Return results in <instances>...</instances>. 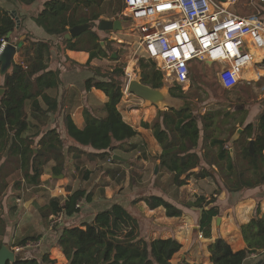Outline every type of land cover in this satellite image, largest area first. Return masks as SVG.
I'll return each mask as SVG.
<instances>
[{"label":"trees","instance_id":"16d2710c","mask_svg":"<svg viewBox=\"0 0 264 264\" xmlns=\"http://www.w3.org/2000/svg\"><path fill=\"white\" fill-rule=\"evenodd\" d=\"M19 1L31 3L34 0ZM121 1L47 0L43 10L34 20L48 34L56 35L58 42L35 39L31 33H27L23 39H13L20 33L16 28V21L9 13L0 9V46L2 40L21 44L20 52L23 57L21 62L13 61L12 68L5 75L0 73V88L5 89V93L0 95V197L10 187L20 190L24 184L40 185L41 176L50 161L55 162L52 174H65V150L68 146L65 143L68 139L76 144L68 146L73 163L84 153L80 146L92 149L89 153L91 158L108 160L112 157V163L118 165L123 164V161L113 158L114 150L129 152L145 149L139 142H131L132 139L140 137L142 131L125 121L119 109L124 95V82L121 78L123 68L117 65L112 70L103 71L102 65L91 66L94 58H109L112 54L110 43H106V39L94 31L93 27L99 26L104 15L110 19L121 18L126 22L127 18L122 15ZM84 23H90L92 28L76 38H66L65 34L71 27ZM102 41H105V47ZM58 46L65 50L89 51L90 58L83 66L92 69L95 75L87 80V86L89 89H100L108 96V101L100 108L102 114L84 111V128H79L69 114L64 116L67 139L63 137L60 125L48 127L50 118L61 109L58 97L49 91L58 89L61 83L60 69L53 70L49 67L52 52ZM141 60L143 81L160 87L164 83L161 72L155 65L150 66L144 59ZM98 73L102 76L98 77ZM180 91L181 97H186L187 93L181 89ZM172 94L178 97L173 92ZM197 119L198 116L188 109H169L164 115L158 113L152 123H143L145 128L152 129L153 135L162 146V152L155 155V159L160 161L159 167L176 169L178 161L184 164L187 162L188 156L192 154L190 150L193 144L190 137ZM259 119L263 121V126L256 130L258 148L264 149V112ZM31 127L36 129L35 134H29ZM250 127L251 125H248L246 129L249 130ZM228 142L229 139L218 138L211 141L212 145L219 146L217 156L220 159L228 156L229 168H237L235 160H232L230 153H226L224 149ZM257 159L256 152L253 155V164H257ZM263 170L255 173V177L251 179H246V173L238 170V185L229 190L255 188L264 183ZM109 171L113 176L121 174L118 169ZM16 172H19L20 177L14 178L10 186L8 177ZM90 173L91 171L86 169L82 178L88 180ZM184 183L178 182L179 185ZM91 194L89 192L86 196L83 190L78 189L66 199L52 197L39 208L41 216L47 220L52 214L65 213L64 226L59 229L61 234L56 242L63 249L69 264H173L172 260L181 250L182 243L174 237L146 239L142 235L138 218L119 202H113L97 211L91 221L66 222L69 217L80 212V207L77 206L79 201L83 198L90 199ZM216 200L199 196L195 201L184 203V206L202 209L200 230L205 237H211L213 220L219 213L215 205ZM138 202H145L150 209L163 207L170 217L183 214L181 206L161 194L149 193L133 199V204ZM7 230V221L0 214V248L5 243ZM241 230L248 247L234 250L225 238L218 237L209 246L213 264H243L248 254L264 249V212L260 206L256 208L250 222L241 226ZM41 238L42 233L37 230L23 236L16 243L20 248L19 256L12 264H55L56 260L51 259L49 254L35 252L39 251V247L31 242L38 243ZM58 264H62V261ZM180 264L194 263L182 259Z\"/></svg>","mask_w":264,"mask_h":264},{"label":"crops","instance_id":"0c3cea01","mask_svg":"<svg viewBox=\"0 0 264 264\" xmlns=\"http://www.w3.org/2000/svg\"><path fill=\"white\" fill-rule=\"evenodd\" d=\"M46 1L47 0H34L31 3H24L19 0H0V9L9 14L11 13V11H17L21 19L20 28H17L16 23V28L18 29V31H20V33L18 34L17 31V34L13 39H23L27 33H31L35 39H50L58 42V37L56 35L48 34L44 30V28L34 20V17H36L39 12L43 10L44 3ZM240 2V13H238L237 10L232 7V10L234 12L241 15H252L261 12L262 15H264V0H249L246 6H242V0L238 1V3ZM258 5H261V8ZM244 8H249L251 13L245 12ZM126 23H128V18ZM52 54L53 55L49 62V67L53 70L60 69L61 76L60 86L58 89H54L56 93L53 95L58 97L61 104V109L59 113H57L60 114L59 119L61 127L59 128L62 130L61 132L63 133V137L67 139L66 129L63 123L64 116L66 114H69L79 128H84L86 122L83 112L88 111L92 114H102L100 108L105 102L108 101V96L104 91L100 89H97L95 87H91L89 89L87 86V80L91 77H94L95 75L92 69L87 66H83L86 62H88L90 58L89 51L70 49L65 50L64 48L58 46L54 49ZM251 56L252 62L244 67L240 76V82L231 89H225L220 84L218 75L223 69L224 64H222L221 62H215L219 65V69L216 73L217 83L220 85V88L225 89V91L227 92H232V94L235 95V98L234 100L232 99V106H229L225 111V114L221 115V117L219 116L218 119H213V117L212 119L198 118L197 121L194 122L195 127L193 128V130H197V134L194 138H196V141L198 140L202 143L199 144V142L197 141L194 144L192 142L193 147L192 150H190L192 154L188 156L187 162L183 165V167L186 168L185 170L187 173H205L206 171H211L214 175L213 177L211 176V184H213L215 189L218 188L217 193H215L214 195L217 199L215 205L219 213L214 217L211 237H205L200 230L202 209L198 207H187L183 204H179V206H181L183 210L182 216L170 217L165 214V217H162L161 220L156 221L157 223L148 226L149 234L146 235L144 234V232H142V235L146 239H155L157 237H174L182 243L181 250L174 256L172 260L173 264H180L182 259H185L186 261L194 264H213L210 260L209 246L218 237L225 238L234 250H240L248 247V244L243 237L241 226L246 225L248 222H250V220L254 217L256 208L258 206H260V208L264 212V183L258 185L255 188L247 187L241 188L239 190H229V188H233L238 185V170L242 173H246V179H251L255 177V173L261 172L264 169V149L258 148V137L256 134V130L263 126V121H261L259 117L264 112V68L262 67L264 63V48L258 49L253 47L251 49ZM103 59L107 58H94L91 61V66L103 65ZM22 60L23 57L21 56V52L19 49L15 53L13 61L21 62ZM147 61L154 63L155 68L158 69L155 61ZM194 61L195 60H193L191 63H193ZM197 61L205 62L207 64L208 60ZM210 62L212 64L207 65L212 66L213 64H215L212 61ZM191 85L192 82L188 88H190ZM177 86L180 87L179 85ZM1 89L4 88H0V91ZM180 89L182 90L181 87ZM182 91L185 94L188 93L184 90ZM76 92H78V94H76ZM4 93L5 89L2 93H0V95ZM95 97H97L98 99L97 104L96 102L93 103L95 101ZM139 99L141 100L140 105L142 107V104L144 105L145 100L141 98ZM158 113H160V110H158ZM124 120L131 124L130 121H132V119ZM154 120L155 119H134L135 123H140L139 128H135L138 131H142V135L140 137H136L139 139V141L136 142H140V140H143L144 136L146 135V131L152 133V129L145 128L143 126V123H152ZM131 125L134 127L133 124ZM248 125H251L249 130L246 129ZM238 128H243L244 133L239 137L238 140L232 142L231 138ZM193 136L194 132L191 133V141ZM213 138L223 140L229 139V142L225 144L224 149L226 153H230L232 160H235V162L237 163V168H229L230 160L228 159V156L224 159H220L217 156L219 152V146L212 145L211 141ZM251 140H254L253 153H251L250 151ZM66 144H68V146L76 145L75 142L71 139H68L65 145ZM68 146L66 147L65 151L70 153L68 151ZM80 149L84 150V147H80ZM232 149L233 155L231 154ZM155 152V155L161 153L162 149L161 151L159 149H156ZM256 152L258 153L257 164H253V155ZM122 157L123 159L120 161H123L124 163L127 158H125L124 156ZM192 157L194 158L192 159ZM194 159H197L198 162L190 165V162ZM156 161L157 164L160 163L159 160ZM110 164L113 165L115 163L110 162ZM53 165L54 163H52V166ZM117 169L121 171V169H119L118 167ZM143 171H146V169H143ZM216 172H222L225 175V178L222 179V181H219V178L216 177ZM52 175L55 176L54 174ZM214 177L217 178V182H220L218 185L215 184L213 180ZM189 178L190 177H188V179L186 180V183L181 185L182 190L187 191L186 201H195L199 196L207 197L208 195H205L204 193L207 188L206 186H204V183L207 182L202 179H198V177H193L191 179ZM38 186H41V184ZM42 188H45V185L43 183ZM69 189L71 188L69 187ZM68 192H71V190H69ZM96 198L98 197H95V199ZM207 199L209 198L207 197ZM44 205L45 203L42 199L41 206ZM163 209L165 210V208ZM94 216L95 215H93L91 219L84 218V220L82 219V222L91 221L93 220ZM60 234L61 231H58L56 240L54 241V237L50 235V232L44 229L42 221V238L38 241V247L39 250H41L42 254L47 253L49 254V257L51 259H55V264H58L59 261H62V264H69L63 253V249L59 247L56 242ZM200 234H202V237H200ZM49 236H52V238L50 239ZM175 258L178 261L174 263ZM243 264H264V249L253 251L252 253L248 254L244 259Z\"/></svg>","mask_w":264,"mask_h":264},{"label":"rangeland","instance_id":"374dc122","mask_svg":"<svg viewBox=\"0 0 264 264\" xmlns=\"http://www.w3.org/2000/svg\"><path fill=\"white\" fill-rule=\"evenodd\" d=\"M247 1L248 0H242V6H246L248 3ZM258 6L261 8V5ZM240 7L241 2L233 6L238 13H240ZM244 10L245 12L251 13L249 8H244ZM102 18L108 17L104 15ZM93 28L103 39H106V43H110L112 55L116 53L115 57L110 55L109 58L103 59L102 63L104 64L102 66L104 67H101V69L103 71L112 70L118 65L124 70L123 74H121V78L124 82V95L119 104V109L121 110L123 118L132 119L130 122L136 128H139L140 123H135L134 119H156L159 110L158 106L153 104L144 107L142 104L141 107L140 97L126 91L128 81L131 78H137L140 76V73H142L141 59L143 57L139 49L138 38L136 34L133 33L131 25L126 22L124 24L123 22V29L121 31L101 30L100 25L98 27L94 26ZM144 61L148 62L150 66H154V63L145 59ZM129 67L132 69L130 72L128 70ZM218 69L219 65L217 63L212 66L197 60L191 63L190 78L192 85L190 88L185 86L186 88L184 91L188 92L185 95L186 97H181L182 93L180 88L171 81L164 80V84L170 89L171 93L173 92L178 95V97L190 100L194 103V109L197 111L195 114L198 115V118L212 119L213 117V119H218L219 116L221 117V115L225 114L229 106H232V99L234 100L235 98L232 92L225 91V89L220 88V85L217 83L216 73ZM98 74V77L102 76L101 73ZM49 91L52 94L56 93L54 89ZM76 94H78V92H76ZM97 101L98 99L95 97L93 103L96 102L97 104ZM59 116L60 114L53 115L49 120L48 127L60 125ZM196 131L193 130L194 136L192 142L194 144L198 141L194 138L197 134ZM28 132L29 134H35L36 129L31 127ZM145 133L146 135L143 140L139 142L141 146L145 148L144 150L136 149L129 152L123 151L122 149L114 150V153H118L127 158L121 166H117L118 164L111 165L107 159L101 160L91 158L89 153L92 149L84 147V150L82 149L84 153L81 158L76 159L75 163L71 160L72 154L65 151L67 155L65 174H60L63 176L52 175V163L55 164V162L50 161L45 167V174L41 176V186L35 187L24 184L20 190H13L11 187L7 189L0 197V214L7 221L8 227L5 243L17 252L19 246L16 245V243L21 240L23 236L34 230L42 233V221L44 229L56 238L57 232L64 224L51 227L49 220L41 216L38 208L42 205V199L45 204L48 203L52 197L61 196L62 199H66L78 189L83 190L86 196L91 192V198H83L79 201L80 212L69 217L66 222L71 221L72 223L75 221L77 223H83L82 221L84 218L91 219L97 211L110 206L113 202H119L126 206L130 212L138 218L141 231L146 235L149 234V225H153L157 223L156 221L165 217V210L162 207H159L160 209L156 208L150 210L143 202L133 204V199L145 194L157 193L164 195L177 205H184L187 199V191L182 190V186L178 185V182L184 181L186 183L188 177H190L189 179L198 177V179L206 181L207 183H204V186L207 187L206 191H204L205 195L207 194L209 199H216L214 194L217 193L218 188L215 189L213 184H211V176H214L211 171H206L205 173H187L185 170L186 168L183 167L184 163L178 161L176 169L166 166L162 168L160 166L162 169L158 167L157 172H155L156 166L158 165L154 156L156 153L155 150L159 149L161 151L162 146L151 132L146 131ZM131 141L136 142L139 141V139L134 138ZM198 142L199 144L202 143L201 141ZM193 158L194 157H192V159ZM197 162V159H194L190 162V165ZM117 167L121 169L122 172L121 174L117 173L113 176L109 170L117 169ZM86 169L91 171L88 180L82 178L83 172ZM143 169H146V171H143ZM216 173V177L219 178V181L225 178L222 172ZM16 177H20L19 172L8 177L11 184L10 186H12L13 179ZM216 177H214L213 180L215 184L218 185L220 182H217L218 180ZM42 183L45 185V188H42ZM69 187L71 189H69ZM68 189L71 190V192H68ZM95 197L98 198L95 199ZM52 236H49L50 239ZM31 243L33 245L34 242ZM35 252L41 253V250ZM177 261L178 260L175 258L174 263Z\"/></svg>","mask_w":264,"mask_h":264},{"label":"built area","instance_id":"2783aa9c","mask_svg":"<svg viewBox=\"0 0 264 264\" xmlns=\"http://www.w3.org/2000/svg\"><path fill=\"white\" fill-rule=\"evenodd\" d=\"M238 1L122 0L121 3L122 13L138 38L142 57L155 61L164 80L184 90L191 84L193 60L224 64L219 82L225 89H231L240 82L244 67L252 62L251 49L264 48V15L234 12L232 7ZM6 44L2 40L0 55ZM111 158L108 161L112 163ZM64 219V212L51 215V227L62 225Z\"/></svg>","mask_w":264,"mask_h":264},{"label":"water","instance_id":"95a60500","mask_svg":"<svg viewBox=\"0 0 264 264\" xmlns=\"http://www.w3.org/2000/svg\"><path fill=\"white\" fill-rule=\"evenodd\" d=\"M225 1V0H224ZM10 15L15 19L17 23V28L21 26V19L17 11H11ZM90 23L79 24L71 27L69 31L65 34L66 38H76L81 33L85 32L87 29L91 28ZM100 29L105 31H121L123 29V20L119 18L108 19L102 18L100 21ZM104 46V41L101 42ZM20 45H15L13 43H7L0 55V72L1 75H5L12 67L15 53L20 49ZM105 47V46H104ZM116 53L112 55L115 57ZM207 64L211 65L210 61H207ZM4 89H1L2 93ZM127 92L135 94L141 99L145 100L144 106L156 105L159 107L160 114L164 115L166 110L175 109L177 111L190 109L192 113H196L194 109V103L190 100L183 99L181 97L174 96L170 89L163 83L160 87H155L152 83H147L143 81L142 73L137 78H131L127 84ZM244 133L243 128H238L234 135L231 138V141L234 142L239 139V137ZM250 151L254 152V140L250 141ZM233 155V149L231 150ZM113 158L116 160H122L123 157L118 154H113ZM159 165L156 166L155 172H157ZM63 176V175H60ZM17 252L10 248L9 245L4 243L0 248V264H12L18 258Z\"/></svg>","mask_w":264,"mask_h":264},{"label":"bare ground","instance_id":"6f19581e","mask_svg":"<svg viewBox=\"0 0 264 264\" xmlns=\"http://www.w3.org/2000/svg\"><path fill=\"white\" fill-rule=\"evenodd\" d=\"M128 70H129V72H130V71L132 70V69H131V67H129V69H128Z\"/></svg>","mask_w":264,"mask_h":264},{"label":"clouds","instance_id":"9594fccd","mask_svg":"<svg viewBox=\"0 0 264 264\" xmlns=\"http://www.w3.org/2000/svg\"><path fill=\"white\" fill-rule=\"evenodd\" d=\"M7 45V44H6ZM53 215V214H52ZM51 217V216H50ZM50 220V219H49Z\"/></svg>","mask_w":264,"mask_h":264}]
</instances>
